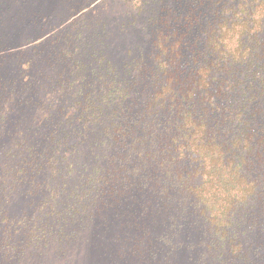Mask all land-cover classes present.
Instances as JSON below:
<instances>
[{"label": "rangeland", "instance_id": "obj_1", "mask_svg": "<svg viewBox=\"0 0 264 264\" xmlns=\"http://www.w3.org/2000/svg\"><path fill=\"white\" fill-rule=\"evenodd\" d=\"M140 3L0 0V264H231L217 255L219 233L208 212L197 208L203 199L196 202L177 185L168 198L156 195L165 184L147 182L144 166L128 176L125 163L150 164L136 140L130 141L132 150L129 141L121 148L114 142L93 150L97 136L89 135L85 142L76 139L71 152L73 139L63 142L58 133L55 150L48 149L54 144L49 136L46 149L37 147L44 142L38 123L60 124L61 114L75 102L72 93L80 89L79 64L89 61L91 52L105 50L114 62L143 54L150 44L148 29L141 26L144 15H137L139 24L125 26ZM24 84L22 92L15 89ZM39 85L47 94L34 112L24 98ZM127 99L126 110L142 109L140 101ZM32 141L40 151L33 157L27 156ZM66 160L72 161L70 168ZM110 162L120 163L113 176L103 174ZM122 187L124 196H114ZM243 237L255 249L253 264H259V230L247 227Z\"/></svg>", "mask_w": 264, "mask_h": 264}, {"label": "trees", "instance_id": "obj_2", "mask_svg": "<svg viewBox=\"0 0 264 264\" xmlns=\"http://www.w3.org/2000/svg\"><path fill=\"white\" fill-rule=\"evenodd\" d=\"M147 2L136 4L125 25L139 24L137 15H144L141 26L148 29L150 44L143 54L114 62L105 50L91 52V59L79 64L80 89L72 93L75 102L61 114L60 124L38 123L44 142L37 147L46 149L50 141L45 138L54 140L58 133L63 142L73 139L71 152L76 139L85 142L89 135L97 136L93 150L114 142L121 148L128 141L132 150L130 141L136 140L150 164L125 163L129 177L144 166L147 182L165 184L156 195L168 198L177 185L196 202L203 199L197 208L208 212L219 233L217 255L231 264H253L255 249L242 236L247 227L259 230V264H264V0ZM137 70L141 73L134 75ZM24 85L15 89L22 92ZM46 91L43 85L31 87L34 96L24 98L32 101L34 112L41 109ZM129 95L142 109L126 110ZM57 141L48 149L55 150ZM39 152L33 148L27 156ZM71 162L66 160L67 168ZM108 166L103 174L120 163ZM116 192L124 196L123 187Z\"/></svg>", "mask_w": 264, "mask_h": 264}]
</instances>
